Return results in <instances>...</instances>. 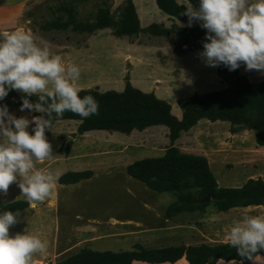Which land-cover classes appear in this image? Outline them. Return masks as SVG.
I'll return each mask as SVG.
<instances>
[{"label":"rangeland","instance_id":"374dc122","mask_svg":"<svg viewBox=\"0 0 264 264\" xmlns=\"http://www.w3.org/2000/svg\"><path fill=\"white\" fill-rule=\"evenodd\" d=\"M69 0H29L15 25L0 32L19 29L33 35L38 43L62 61L80 69L76 82L80 90L120 91L126 80L142 91L153 92L171 104L176 116L181 110L177 99L193 93L228 89L230 75L217 67L204 66L196 57L201 48H191L193 37L180 27L185 18L170 16L158 9L154 0H132L143 30L116 36L112 27L93 32L70 28L44 27L57 15V8ZM180 3V0H177ZM107 7L117 26L130 21L126 0H78L77 20L92 21L99 7ZM141 21V22H140ZM196 24V23H195ZM157 25L156 29L148 26ZM197 25V24H196ZM160 28H166L162 33ZM238 72L252 83L264 81L255 71ZM17 92V91H15ZM19 93V92H18ZM19 105H8L15 115H26ZM37 113H33L36 115ZM177 118H181L176 116ZM79 119H54L45 135L52 146V156L35 162V167L58 174L89 170L88 178L75 183H55L51 195L20 212L19 222L9 234L27 229L46 241V249L33 255L32 264H58L82 248L94 251H135L199 244L226 243L225 234L241 213L264 215V205H248L219 210L211 199L202 209L168 215V204L178 192H156L126 174V166L135 160L160 157L174 146L179 152L204 156L218 186L236 187L249 178L264 180V145L255 141V131L232 130L229 120L199 119L195 125L172 137L167 126L149 125L124 133L116 130L77 131ZM24 199L15 183L10 184L0 202ZM131 264H189L184 256L169 262L149 263L133 260ZM214 264H241L237 260H217ZM249 264H264L257 255Z\"/></svg>","mask_w":264,"mask_h":264},{"label":"clouds","instance_id":"9594fccd","mask_svg":"<svg viewBox=\"0 0 264 264\" xmlns=\"http://www.w3.org/2000/svg\"><path fill=\"white\" fill-rule=\"evenodd\" d=\"M186 26L195 22L204 30L196 57L207 67L264 76V0H180ZM80 69L65 64L47 45L38 43L27 31L0 32V196L15 183L31 206L51 195L58 174L35 167L52 156L46 138L54 119L65 112L87 118L96 114L98 102L91 95H78ZM20 93L18 110L9 111L4 98ZM34 97V99H29ZM33 113H37L33 115ZM20 210H0V264H32L33 255L46 249V241L27 229L9 234L19 222ZM225 242L244 260L254 262L264 251V215L241 213L225 234Z\"/></svg>","mask_w":264,"mask_h":264},{"label":"trees","instance_id":"16d2710c","mask_svg":"<svg viewBox=\"0 0 264 264\" xmlns=\"http://www.w3.org/2000/svg\"><path fill=\"white\" fill-rule=\"evenodd\" d=\"M69 0L58 6L65 16L57 15L47 21L44 27L53 29L70 28L74 31L93 32L97 29L112 27L116 36L129 35L139 32L140 27L132 0H126V13L130 21L117 26L109 16L107 7H99L92 21H81L75 17V2ZM159 10L170 16L187 18L181 15L183 5L176 0H154ZM196 6V0H192ZM158 28L157 25L148 26ZM193 37L191 48H201L204 30L193 23L192 27H180ZM162 33L166 28H160ZM220 74L230 75L233 84L228 89L193 93L177 99L181 110V118L171 113V104L157 97L153 92L142 91L126 80L120 91L113 89L99 92L93 89L80 90L78 95H91L98 102L96 114L80 118L71 112H65L62 118L79 119L78 132L91 129L116 130L127 133L132 129L141 130L149 125L163 124L167 126L172 137L180 131L187 130L199 119L210 121L229 120L232 130L248 128L255 131V141L264 145V81L249 82L238 72V68L228 71L225 67H217ZM34 99V97H29ZM7 105H19L20 93L10 91L4 98ZM126 174L156 192H178L176 200L168 204L166 212L172 215L181 211L202 209L207 203L201 199L209 196L215 207L227 210L232 207L248 205H264V180L249 178L242 185L218 186L208 162L204 156L179 152L174 146L168 147L160 157H147L128 164ZM89 170L62 174L59 183H75L88 178ZM24 199H15L6 203L0 202V210L19 209L20 212L28 207ZM259 255L264 257V251ZM184 256L189 264H214L217 260L241 261L235 249L227 243L199 244L188 247H163L157 249H142L135 251H94L80 249L74 255L61 260L58 264H131L133 260L149 263L173 262ZM250 261L244 260L243 264Z\"/></svg>","mask_w":264,"mask_h":264},{"label":"crops","instance_id":"0c3cea01","mask_svg":"<svg viewBox=\"0 0 264 264\" xmlns=\"http://www.w3.org/2000/svg\"><path fill=\"white\" fill-rule=\"evenodd\" d=\"M28 3L29 0H0V29L4 30L15 25L17 17L27 8ZM142 24L141 22L140 26ZM176 116H181L180 111Z\"/></svg>","mask_w":264,"mask_h":264},{"label":"water","instance_id":"95a60500","mask_svg":"<svg viewBox=\"0 0 264 264\" xmlns=\"http://www.w3.org/2000/svg\"><path fill=\"white\" fill-rule=\"evenodd\" d=\"M205 199H209V196H206Z\"/></svg>","mask_w":264,"mask_h":264}]
</instances>
